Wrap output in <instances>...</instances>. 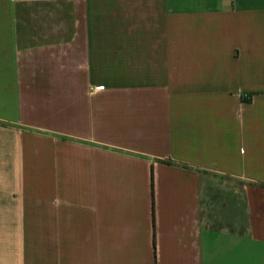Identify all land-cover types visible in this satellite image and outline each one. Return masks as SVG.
Wrapping results in <instances>:
<instances>
[{
	"label": "crops",
	"instance_id": "0c3cea01",
	"mask_svg": "<svg viewBox=\"0 0 264 264\" xmlns=\"http://www.w3.org/2000/svg\"><path fill=\"white\" fill-rule=\"evenodd\" d=\"M0 264H264V0H0Z\"/></svg>",
	"mask_w": 264,
	"mask_h": 264
}]
</instances>
